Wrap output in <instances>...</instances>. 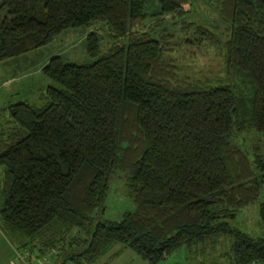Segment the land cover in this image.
Returning a JSON list of instances; mask_svg holds the SVG:
<instances>
[{
    "label": "trees",
    "instance_id": "obj_1",
    "mask_svg": "<svg viewBox=\"0 0 264 264\" xmlns=\"http://www.w3.org/2000/svg\"><path fill=\"white\" fill-rule=\"evenodd\" d=\"M151 1L152 17L184 23L189 0H0V62L75 27L104 24L111 39L100 53L86 35L90 63L51 57L41 105L2 107L1 231L52 264H92L115 245L147 264L181 247L198 264H264V236L235 223L264 197V0H214L213 27L186 24L221 45L226 80L213 85L179 79L171 33L145 27ZM116 171L135 209L99 221Z\"/></svg>",
    "mask_w": 264,
    "mask_h": 264
},
{
    "label": "rangeland",
    "instance_id": "obj_2",
    "mask_svg": "<svg viewBox=\"0 0 264 264\" xmlns=\"http://www.w3.org/2000/svg\"><path fill=\"white\" fill-rule=\"evenodd\" d=\"M213 4L214 0H189L187 5L183 7L186 13L183 17L184 23L173 25L168 18L152 17L158 13V7L154 1L145 6V14L148 17L145 27L147 29L152 28L154 31L165 28L164 32L171 33V52L166 59L177 68L178 77L184 82L213 85L226 80L221 45L216 42L213 46L207 47L206 45L209 42L203 44L198 42L203 37H200L201 35L198 33L193 34V27H186V24L190 22L200 29L211 25L213 27L217 21ZM215 31L220 34V39H224L227 34V31L221 25L216 26ZM90 32L99 36L102 46L100 53H103L111 44V39L108 36L106 26L96 23L89 27L81 26L65 30L55 36L48 45L40 49L0 62V85L5 79H11V82L5 83L6 86L0 87V131L8 132L9 128L12 127L5 122V115L1 110L5 103L26 101L41 105V93L50 84V81L42 76L40 69L51 57L59 56L63 62L76 65L90 63L94 60L89 58L85 52V37ZM25 57L28 59L26 64L24 63ZM21 62L25 65H21ZM1 177L2 172L0 170V183ZM262 204H264V197L260 196L254 204L241 208L236 218V226L252 237L264 236V215L260 216L259 214ZM134 209L135 205L126 189L124 173L116 171L112 176L103 209L95 212L94 219L118 221L124 213L132 212ZM1 230L0 227V264H21L20 257L25 254L27 256L31 255L35 259L45 258L48 264H52L49 254L46 257V255L42 256L30 252L27 248H17V245H13L7 235L2 232L4 229ZM51 254L54 255L55 253L52 252ZM215 256H217L215 253L209 255L206 261L207 264H225V260L218 263L219 261L215 259ZM92 264L147 263L132 250L121 245H115ZM159 264L198 263L186 256L181 247Z\"/></svg>",
    "mask_w": 264,
    "mask_h": 264
},
{
    "label": "built area",
    "instance_id": "obj_3",
    "mask_svg": "<svg viewBox=\"0 0 264 264\" xmlns=\"http://www.w3.org/2000/svg\"><path fill=\"white\" fill-rule=\"evenodd\" d=\"M20 260L21 264H48V261L45 258L35 259L31 255L27 256L26 254L23 257H20Z\"/></svg>",
    "mask_w": 264,
    "mask_h": 264
},
{
    "label": "crops",
    "instance_id": "obj_4",
    "mask_svg": "<svg viewBox=\"0 0 264 264\" xmlns=\"http://www.w3.org/2000/svg\"><path fill=\"white\" fill-rule=\"evenodd\" d=\"M11 61L13 62L14 60H11ZM27 62H28V59L25 57V61H24V63L26 64ZM22 63H23V62H21L20 64L23 65ZM25 64H24V65H25ZM24 65H23V66H24ZM41 68H42V67H41ZM10 80H11V79H5V81H3V82L1 83L0 87H2V86H6L5 83L11 82Z\"/></svg>",
    "mask_w": 264,
    "mask_h": 264
}]
</instances>
